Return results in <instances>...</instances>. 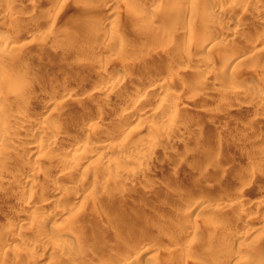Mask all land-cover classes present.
Wrapping results in <instances>:
<instances>
[{"label":"rangeland","instance_id":"obj_1","mask_svg":"<svg viewBox=\"0 0 264 264\" xmlns=\"http://www.w3.org/2000/svg\"><path fill=\"white\" fill-rule=\"evenodd\" d=\"M106 11L116 29L87 25ZM263 21L264 0H0V264H102L124 239L133 264H215L219 249L224 264H263ZM158 82L167 96L148 91ZM122 111L131 123L115 121ZM97 144L122 149L107 159ZM43 228L71 248L50 250ZM229 233L237 240L221 247Z\"/></svg>","mask_w":264,"mask_h":264},{"label":"bare ground","instance_id":"obj_2","mask_svg":"<svg viewBox=\"0 0 264 264\" xmlns=\"http://www.w3.org/2000/svg\"><path fill=\"white\" fill-rule=\"evenodd\" d=\"M253 6V5H252ZM228 7V6H227ZM220 9H222V10H224V11H222L223 13H225V12H227L226 11V6H224V7H220ZM257 10V9H256ZM252 11V10H251ZM103 12L105 13V11L103 10ZM107 12V11H106ZM101 13H102V11H101ZM112 14V12L110 11V12H107L106 14H100V13H95L93 16H92V18L90 19V21H89V23L87 24V25H89L93 30H100V28H101V26L102 27H109L110 29H116V23L115 22H113V19L112 18H110V16L109 15H111ZM253 15V14H252ZM251 15V16H252ZM225 16V15H224ZM245 16V15H244ZM244 16H242V18H244ZM248 16V15H247ZM256 16H258V15H256ZM256 16H255V14L252 16V17H250V20L251 19H253V21L251 20V22H249V25H250V23H252V22H256L255 20H257L256 19ZM239 17V16H238ZM249 17V16H248ZM231 18V17H230ZM249 19V18H248ZM243 20V19H242ZM246 20V19H245ZM236 22H237V24H239V22L241 21L240 19H236L235 20ZM249 21V20H248ZM232 21L230 20H228L227 21V24L228 25H230V23H231ZM246 22V21H245ZM264 22V21H263ZM233 23V22H232ZM231 23V24H232ZM243 23V22H242ZM236 24V23H235ZM244 25V24H243ZM247 25H248V23H247ZM231 27V26H230ZM215 29V28H214ZM231 29V28H230ZM103 30H104V28H103ZM208 30V29H207ZM232 30V29H231ZM213 31V30H212ZM212 31H206V33H205V35L203 36V41H206L207 43H208V41H211V42H213V41H215L216 40V34L214 33V32H212ZM233 32H234V34L235 33H240V32H242V29L240 28V27H238V26H236V27H234L233 28ZM239 34H237V36H238ZM244 35V34H243ZM247 35V34H246ZM5 36V35H4ZM8 36V35H7ZM111 36V35H110ZM241 35H239V37H240ZM114 37V39L115 38H118L119 40H121V41H123V42H127L129 39L128 38H126L125 36H123V35H120V33L119 34H116V35H112L111 36V38H113ZM244 37H246V36H244ZM2 38V39H1ZM218 38V37H217ZM128 39V40H127ZM241 39H242V37H241ZM246 39V38H245ZM0 40L1 41H3L5 44H7V43H9V38L8 37H0ZM248 40V39H247ZM258 41V40H257ZM202 42V41H201ZM215 42H219V41H215ZM248 42V41H247ZM206 43V44H207ZM244 43V42H243ZM202 44V43H201ZM246 44V43H245ZM244 44V45H245ZM203 45H204V43H203ZM203 45H201V46H203ZM253 45V44H252ZM256 45V44H255ZM260 45V44H259ZM240 46H242V45H240ZM237 47V46H236ZM245 47V46H244ZM244 47H243V49H244ZM203 48H204V46H203ZM237 48H239V47H237ZM237 48H236V50L233 52V53H236V51H239V49L237 50ZM241 48V47H240ZM248 48V47H247ZM187 49V48H186ZM249 49V48H248ZM242 50V51H240L238 54H237V56L235 57V59H237V61L239 62V61H241L242 60V62H243V59H246L247 57H249V55H248V51L249 50ZM261 49V48H260ZM232 50V49H231ZM251 50V49H250ZM229 52H231V51H229ZM229 52H227V53H229ZM256 52V51H255ZM257 52H258V49H257ZM259 52H260V50H259ZM230 54V53H229ZM250 54H252V53H250ZM258 54V53H257ZM257 54H256V57H260L259 56V54H258V56H257ZM253 55H255V54H253ZM252 55V57H254V58H252V59H255V56H253ZM262 55V54H261ZM30 56V55H29ZM233 56V55H232ZM231 56V57H232ZM228 58V57H227ZM226 58V59H227ZM262 58V57H261ZM29 58H27V60H28ZM30 59H32V58H30ZM229 59V58H228ZM248 59H250V57L248 58ZM263 60H264V58H263ZM6 61H7V58H6ZM200 61V60H199ZM198 61V62H199ZM226 61V60H225ZM246 61H248V60H246ZM255 61H256V59H255ZM32 62V61H31ZM201 62V61H200ZM197 63V65H200L201 63ZM232 62H233V60H232ZM228 63H229V61H228ZM260 63V62H259ZM262 63V62H261ZM261 63H260V65H261ZM29 64H30V62H29ZM221 64V63H220ZM224 64V63H223ZM233 64V63H232ZM244 64V63H243ZM249 64H251V63H249ZM254 64V63H253ZM235 65V64H234ZM240 65V64H239ZM252 65V64H251ZM251 65H249L248 66V64H247V66L250 68V66ZM262 65H264V63H262ZM22 66H24V65H22ZM25 66H28V63L27 64H25ZM243 66V65H242ZM241 66V67H242ZM226 67V66H225ZM240 67V66H239ZM244 67V66H243ZM247 67V68H248ZM25 68V67H24ZM212 69V68H211ZM211 69L210 68H205L204 67V72H205V74L208 76V74H210L211 73ZM1 70V69H0ZM8 71V70H7ZM202 71V72H203ZM225 71V70H224ZM142 73V72H141ZM13 74V73H12ZM117 74V73H116ZM160 74V73H159ZM233 74V73H232ZM138 75V74H137ZM143 75V74H142ZM155 75V74H154ZM153 75V76H154ZM144 76H146V75H144ZM143 76V77H144ZM108 77L110 78V79H113V80H115V82H113V83H115V87L116 88H120V86H121V84L123 83V80H124V78L123 77H118V75L117 76H115V75H113L111 72H109V74H108ZM135 77V76H134ZM139 77H140V75H139ZM147 77H149V76H147ZM146 77V78H147ZM162 76H159V75H157V76H155V77H152V78H150L151 80V84L152 83H154V82H156V81H159L160 80V78H161ZM108 78V79H109ZM234 78V77H233ZM140 79V78H139ZM224 79V78H223ZM137 80V79H136ZM143 80V79H142ZM141 80V81H142ZM140 81V82H141ZM238 81V80H237ZM136 82H138V80L136 81ZM135 82V83H136ZM139 83V82H138ZM159 83V82H158ZM241 83H242V81H241ZM241 83H240V86H241ZM150 84V85H151ZM243 84V83H242ZM108 86V85H107ZM110 86V85H109ZM134 87V86H133ZM153 87V88H152ZM151 88H150V86H149V89H148V91L150 90V89H152L154 92L156 91V93H158V94H162V95H166L167 93H168V91L166 92V89H165V87L163 86V84L162 83H159V84H155V86H152ZM106 88L107 87H105V88H102L101 87V89H99L100 91H104V89L106 90ZM242 88H245V85L242 87ZM121 89V88H120ZM256 89V88H255ZM260 89V88H259ZM258 89V90H259ZM242 90V89H241ZM241 90H239V91H241ZM248 90V89H247ZM96 91H98V90H96ZM136 91V90H135ZM233 91V90H232ZM242 91H244L245 92V89H243ZM110 92V91H109ZM147 92V91H146ZM231 92V91H230ZM258 92V91H257ZM135 93V92H134ZM137 93H138V91H137ZM141 93V92H140ZM149 93V92H148ZM233 93H234V91H233ZM136 94V93H135ZM239 94V93H238ZM254 94V93H253ZM252 94V95H253ZM259 94V93H258ZM257 94V95H258ZM261 94V93H260ZM168 95V94H167ZM166 95V96H167ZM251 95V96H252ZM1 96V95H0ZM2 98L3 97H1V99L0 100H2ZM142 98V97H141ZM140 98V99H141ZM5 99V98H4ZM3 99V100H4ZM6 100V99H5ZM7 101V100H6ZM7 103V102H6ZM263 104H264V102H262ZM261 103V104H262ZM171 104V103H170ZM169 104V110L172 112L173 111V109H175V107H174V104L172 103L171 105ZM9 105V104H8ZM8 105H6V107H8ZM260 105V104H259ZM2 106V105H1ZM1 106H0V108H1ZM4 106V105H3ZM262 106V105H261ZM5 106H4V108H6ZM260 107V106H259ZM3 108V107H2ZM157 110V109H156ZM1 111V110H0ZM131 111V110H130ZM170 111H168V112H170ZM21 112V111H20ZM168 112H166L167 114H168ZM170 112V113H171ZM175 111H173V113H174ZM16 113V112H15ZM22 113V112H21ZM127 113V112H126ZM125 112H121V113H119L118 115H117V117L115 118V121L117 122V123H119V122H121V123H124V122H130L131 123V121H132V119L131 118H128V115H129V113L128 114H126ZM151 112H149L148 114H150ZM140 114V113H139ZM142 114H144V113H142ZM152 114V113H151ZM146 115H147V113H146ZM154 114H152L151 116H153ZM171 115H175V114H171ZM255 115V114H254ZM17 116V115H16ZM144 116V115H143ZM169 116V115H168ZM167 116V117H168ZM146 117H148V115L146 116ZM147 119V118H146ZM145 119V120H146ZM140 120H142L141 118H140ZM139 120V121H140ZM138 121V120H137ZM256 121V120H255ZM238 122V121H237ZM260 122V121H259ZM8 126V125H7ZM18 126V125H17ZM45 126V125H44ZM44 126L43 125H38L37 127H36V133H37V135L39 136V137H44L46 134H45V128H44ZM46 127V126H45ZM253 127V126H252ZM255 127V126H254ZM258 127V126H257ZM259 127H260V125H259ZM70 129V128H69ZM255 129H257V128H255ZM6 130H7V128H6V126H5V124L3 123V122H1L0 121V137L1 136H6L5 134H6ZM29 130V129H28ZM179 130V129H178ZM73 131V130H72ZM57 132V131H56ZM71 132V131H70ZM259 132V131H258ZM63 133V132H62ZM67 133V132H66ZM74 133V132H73ZM79 133V132H78ZM81 133V132H80ZM8 134V133H7ZM75 134V133H74ZM77 134V133H76ZM69 135H71L70 133H69ZM68 135V136H69ZM60 136V134H55V133H50L49 134V142L50 143H56V141H59V139H58V137ZM63 136V135H62ZM65 137H66V135H64ZM46 137V136H45ZM61 138H63V137H61ZM69 138V137H68ZM42 139V138H41ZM58 139V140H57ZM70 140H73V139H71V137H70ZM77 140V139H76ZM75 140V141H76ZM86 142H87V140L85 139V137H83V135H82V137H79L78 138V140L76 141V144L77 145H85L86 144ZM74 143V142H73ZM41 145H42V143H41V141L40 142H37L34 146H32L35 150H37V149H40V147H41ZM65 146H64V148H62V151H63V153L64 154H70L72 151H73V149H74V146L73 147H66V144H64ZM136 145V144H135ZM108 146V145H107ZM114 148H112V147H110V148H112L113 150L115 149V150H120V146H113ZM129 147V146H128ZM142 147V146H141ZM124 148V147H123ZM95 149L96 150H100L99 152L102 154L101 156L103 157V158H109L111 155H112V149H109V148H105L104 147V144H97L96 146H95ZM122 149V148H121ZM140 149H142V148H140ZM137 151V150H136ZM118 152V151H117ZM123 154V153H122ZM69 162V161H68ZM219 165V164H218ZM114 170V169H113ZM16 171V170H15ZM111 171V170H110ZM13 172V171H12ZM1 174V173H0ZM6 174V173H5ZM12 175H13V173H11ZM19 174V173H18ZM18 174H17V176H18ZM2 175H4V172H3V174ZM1 176V175H0ZM6 176V175H5ZM8 176V175H7ZM12 177V176H11ZM113 177V176H112ZM1 178V177H0ZM4 178H7V177H4ZM13 178V177H12ZM20 178V177H19ZM15 180V179H14ZM1 181V180H0ZM151 195V194H150ZM152 196V195H151ZM238 196V195H237ZM237 196H234V197H231L230 199L232 200V201H234V203H233V205H239L240 203L239 202H236L235 200L238 198ZM153 197V196H152ZM175 197V196H174ZM181 198V197H180ZM176 199V198H175ZM181 199H183V196H182V198ZM206 199H208V201H210V200H212L211 198H206ZM151 200V199H150ZM207 201V202H208ZM240 201V200H239ZM145 202V201H144ZM136 204V203H135ZM231 204V203H230ZM242 204V203H241ZM228 206H229V203L227 204ZM243 205V204H242ZM28 206V205H27ZM135 206V205H134ZM141 206V205H140ZM195 206V205H194ZM226 206V205H225ZM224 206V207H225ZM227 206V207H228ZM241 206V205H240ZM32 207V206H31ZM226 207V208H227ZM230 207H231V205H230ZM35 210H37L39 207L38 206H34L33 207ZM129 208H131V206H129ZM128 208V209H129ZM225 208V209H226ZM242 208V207H241ZM44 209V208H43ZM244 209H246V208H244ZM134 210H136V209H134ZM243 210V209H242ZM245 211V210H244ZM43 212V211H42ZM60 213V212H59ZM130 213H132V212H130ZM127 215H129V214H127ZM249 215V214H248ZM182 222V221H181ZM27 223V222H26ZM244 223V222H243ZM166 225V224H165ZM188 225V224H187ZM237 225V224H236ZM241 225H242V223H241ZM243 225H245V224H243ZM242 225V226H243ZM21 226H22V224H21ZM32 226V225H31ZM127 226H128V224H127ZM168 226V225H167ZM48 227V226H47ZM126 227V226H125ZM170 228V227H169ZM195 228V227H194ZM194 228H190L189 227V231L191 232H195V230H194ZM47 229L48 228H43L40 232V234H41V236L43 235L44 237H42V238H45V241H47V247L48 248H50V250L51 249H53L54 251L56 250V249H61L62 251L63 250H65V249H68V248H71L70 246H71V244H70V240H66V239H62L61 241H63V242H60V239L59 238H52V236L51 237H49V236H47L46 235V231H47ZM242 229V228H241ZM53 230V229H52ZM66 230H67V228H66ZM188 230V229H187ZM35 231V230H34ZM84 231V230H83ZM87 231V230H86ZM199 231V230H198ZM1 232V231H0ZM5 232V231H4ZM48 232V231H47ZM81 231H79V233H80ZM5 233H8V232H5ZM4 233V234H5ZM64 233H66V231L64 232ZM73 233V232H72ZM77 233H78V231H77ZM130 233V232H129ZM3 234V235H4ZM9 234V233H8ZM86 234H88V233H86ZM85 234V235H86ZM183 234V233H182ZM0 235H2V234H0ZM47 237H46V236ZM57 235V234H56ZM66 235V234H65ZM73 235V234H72ZM90 235V234H89ZM136 235V234H135ZM7 237H8V235H6ZM63 236H64V234H63ZM71 236V235H70ZM229 236V237H228ZM228 236H221L222 238H221V240L218 242L219 244H220V246L221 247H224V246H227L230 242H232L231 240H233V243L237 240V237H233L232 236V238L230 237V233H229V235ZM2 237V236H1ZM0 237V238H1ZM6 237V238H7ZM65 237V236H64ZM69 237V236H68ZM72 237V236H71ZM89 237V236H88ZM3 238V237H2ZM73 238H74V236H73ZM80 238V237H79ZM84 238V237H83ZM240 238V237H239ZM7 239H9V238H7ZM90 239V238H89ZM88 239V240H89ZM96 239V238H95ZM75 240H77V241H80V240H78V237L77 238H75ZM81 240H83V239H81ZM87 240V241H88ZM86 241V240H85ZM102 241H104V240H102ZM216 241V240H215ZM72 242V241H71ZM133 243V242H132ZM217 243V242H216ZM73 244H74V242H73ZM104 244V243H103ZM134 244V243H133ZM231 244V243H230ZM46 245V244H45ZM101 245V244H100ZM130 245H131V243H130ZM129 245V243L128 242H126V239H124L122 242H121V244L118 246V248L120 249V248H122V249H124V250H121V251H123V253H121V252H119V250H115V252H113L112 254L110 253V255H111V257L109 258V256H108V258H107V260L106 261H104L102 264H112V263H114V262H116V263H119V264H130L131 262H133L135 259H137V257H138V252L137 251H135L136 250V248H131V246ZM91 246V245H90ZM104 246H106V245H104ZM134 246H137V245H134ZM220 246H219V248H220ZM234 246V245H233ZM257 246V245H256ZM255 246V247H256ZM75 247H76V245H75ZM101 247V246H100ZM108 245L105 247V249L107 250L108 248ZM109 247H110V245H109ZM139 247V246H138ZM242 247V246H241ZM240 247V248H241ZM43 249V250H45V247L44 246H42V245H40V244H36L35 243V245L33 246V249L35 250V249ZM48 248H46V249H48ZM96 248H97V246H96ZM118 248H116V249H118ZM226 248V247H225ZM225 248H222V249H224L225 250ZM231 248H233V247H231ZM99 249H102V248H99ZM104 249V248H103ZM249 249V248H248ZM73 250V249H72ZM109 250V249H108ZM138 250V249H137ZM200 250V249H199ZM215 250H217V249H215ZM229 251H231L230 250V248L228 249ZM227 250V251H228ZM240 250V249H239ZM253 250V249H252ZM258 250V249H257ZM74 251V250H73ZM78 251V250H77ZM191 248H185L184 249V252L185 253H187V254H190L191 253ZM219 251V254H215V255H213V261H214V263L215 264H224L225 262H226V260H227V257L229 258L230 256L227 254V253H224L222 250H218ZM220 251H221V253H220ZM250 251V250H249ZM255 251H256V249H255ZM262 251V250H261ZM98 252H99V250H98ZM136 252H137V255H136ZM223 252V253H222ZM80 253V252H79ZM102 253V252H101ZM101 253H99V254H101ZM106 253H109V252H106ZM119 253H121L122 255H120ZM215 253V252H214ZM218 253V252H217ZM229 253V252H228ZM1 254V253H0ZM44 254V253H43ZM76 254V253H75ZM233 253H231V255H232ZM228 255V256H227ZM237 255V254H236ZM239 255V254H238ZM99 256V255H98ZM101 256V255H100ZM99 256V257H100ZM102 256H103V254H102ZM204 256V255H203ZM256 256V255H255ZM254 256V257H255ZM139 257H140V255H139ZM232 257V256H231ZM157 258V257H156ZM232 258H234V254H233V257ZM238 258V257H237ZM51 259V258H50ZM89 259V258H88ZM98 259V258H97ZM109 259V260H108ZM230 259V258H229ZM252 259H254V258H252ZM146 260V264H157L156 262H155V257H154V255H150V256H147V258L145 259ZM244 260V259H243ZM258 260V259H257ZM88 261V260H87ZM100 261V262H99ZM98 262L101 264V260H99ZM103 261V260H102ZM140 261V260H139ZM157 261V260H156ZM160 261V260H159ZM158 261V262H159ZM229 261V260H228ZM253 261V260H252ZM251 261V262H252ZM51 262V261H50ZM78 263H79V261H77ZM91 262V261H90ZM95 262V261H94ZM93 262V264H98V262L97 263H94ZM245 262H247V261H245ZM249 262V261H248ZM258 262V261H257ZM75 264H76V262H74ZM77 263V264H78ZM115 263V264H116ZM166 262H164V264H165ZM204 263H206V262H204ZM253 263V262H252ZM252 263H249V264H252ZM82 264H85V263H82ZM87 264H89V263H87ZM92 264V263H91ZM131 264H133V263H131ZM159 264V263H158ZM162 264V263H161ZM194 264H203V263H201L200 261H195V263ZM213 264V263H212ZM254 264H258V263H254ZM264 264V263H263Z\"/></svg>","mask_w":264,"mask_h":264}]
</instances>
